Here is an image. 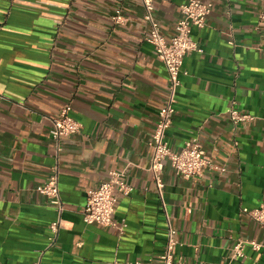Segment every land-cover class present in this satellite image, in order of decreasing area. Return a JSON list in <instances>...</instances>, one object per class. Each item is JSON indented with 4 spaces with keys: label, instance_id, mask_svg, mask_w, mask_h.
<instances>
[{
    "label": "crops",
    "instance_id": "obj_1",
    "mask_svg": "<svg viewBox=\"0 0 264 264\" xmlns=\"http://www.w3.org/2000/svg\"><path fill=\"white\" fill-rule=\"evenodd\" d=\"M202 1L210 13L192 37L203 50L183 58L165 137L174 150L196 140L223 169L183 178L166 162L161 198L149 142L168 78L147 41L142 0H0V264H149L167 222L175 259L226 263L243 239L261 247L245 246L231 264H264V231L242 212L264 198V0ZM152 2L168 39L186 0ZM232 101L253 119L233 124ZM67 103L81 127L57 150L52 119ZM110 171L132 188L116 195L122 232L82 219L87 191ZM54 172L62 227L46 247L56 212L37 187Z\"/></svg>",
    "mask_w": 264,
    "mask_h": 264
},
{
    "label": "built area",
    "instance_id": "obj_2",
    "mask_svg": "<svg viewBox=\"0 0 264 264\" xmlns=\"http://www.w3.org/2000/svg\"><path fill=\"white\" fill-rule=\"evenodd\" d=\"M142 3L145 8L144 18L149 24L147 41L153 46L156 56L163 63L168 78V99L159 111V120L151 133L149 142L152 149L149 170L152 173L157 192L162 198L163 181L161 175L166 162L170 164L177 175L183 178L200 175L204 168L223 169L211 161L196 140H186L180 150H174L165 137L166 130L171 124V116L175 111V94L181 85L183 58L189 51L202 52L203 50L193 39L192 28H203L206 25V17L210 13L211 4L202 0H186L180 5L181 16L174 24L173 35L166 39L161 34L159 25L154 19L152 0H142ZM112 18L116 23H122L124 20L119 13ZM259 18L264 20V4L259 12ZM70 110L71 105L67 103L61 108L59 114L52 119L50 134L56 142L57 150H60L61 138L79 132L81 127L80 122L71 116ZM226 112L233 124L253 119L251 114L237 110L233 101ZM123 176L122 172L110 171L105 181L87 191L82 213V219L85 223L117 227L122 232L126 224L122 222L121 225H118L113 218V213L117 199L116 195L118 193L128 194L132 189L124 181ZM37 191L47 198L48 204L56 212V218L48 224L49 233L46 247H51L56 242L59 229L62 227L61 213L64 208L56 173L51 174L39 185ZM242 212L252 218L264 231V198L255 207H243ZM175 235L176 229L172 227L170 222H167L164 249L159 255L158 261H150L149 264H189L181 258H174V248L177 244ZM245 246H250L253 250H259L261 244L255 240H236L229 261L222 264H231L233 260L242 258ZM31 264H40V258H37ZM195 264L208 263L198 262Z\"/></svg>",
    "mask_w": 264,
    "mask_h": 264
}]
</instances>
